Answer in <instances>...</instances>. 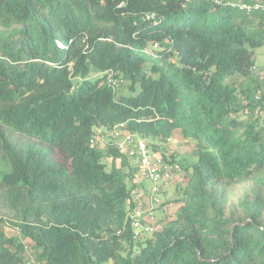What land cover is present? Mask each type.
Wrapping results in <instances>:
<instances>
[{"label": "trees", "instance_id": "obj_1", "mask_svg": "<svg viewBox=\"0 0 264 264\" xmlns=\"http://www.w3.org/2000/svg\"><path fill=\"white\" fill-rule=\"evenodd\" d=\"M238 1L0 0V264H264V0ZM121 124L193 144L149 238L127 159L91 143Z\"/></svg>", "mask_w": 264, "mask_h": 264}, {"label": "rangeland", "instance_id": "obj_2", "mask_svg": "<svg viewBox=\"0 0 264 264\" xmlns=\"http://www.w3.org/2000/svg\"><path fill=\"white\" fill-rule=\"evenodd\" d=\"M253 51L256 62V74L258 76L264 77V44L258 48H255ZM240 118L242 120H246L247 116L241 114ZM99 135L104 140L106 144V148H110V147L117 148L119 150V153L123 154L126 158L124 151L120 147V144L123 141L122 137L115 138L114 136H112L110 130H105V129L102 130V132ZM147 141L149 142L151 149L153 150L152 145H154L156 147V151L154 150L153 151L161 156H164L165 155L164 153L166 152L168 153L172 152L171 154L173 155L174 153L177 155L179 154L176 163H178L179 166L181 167V172H179L180 174L177 178L175 177V180L171 178L167 184L162 183V193L159 196L161 203L154 208L155 219L153 221V224L156 232L170 219L174 218L180 206L183 205V200L181 197L183 194L184 186L186 185V179H185L186 172L182 169V166L185 165L186 162L188 164L193 160L190 156V151L192 150L193 144H190V142L189 143L186 142L187 140L184 139L181 130H176L173 133L170 140H168L167 142L152 141V140H147ZM168 156H170V154ZM105 163L107 165V170L110 171L112 169L113 164H115L117 167L122 166V158H120L119 156H115V157L111 156L105 159ZM127 163H128L127 167L129 168V170H131L132 173V175L127 178V183L129 188L133 189L134 200L138 202L140 199L138 197L143 196L148 198L150 203L152 182L143 176L142 172L138 167H136L134 162H130L127 159ZM249 187H250V183H240V184L235 183L231 187L232 201L237 202ZM139 206L142 207L143 209H146L145 206L147 205L145 204L141 205L138 203L137 207ZM7 233L8 235H16V236L19 234L16 229L10 226H7ZM152 235L153 234H148L145 236V238H149ZM26 244L28 245L29 242L26 241ZM29 247H31L30 244ZM29 252H30V248H29ZM29 259L32 260L35 258L29 256Z\"/></svg>", "mask_w": 264, "mask_h": 264}, {"label": "built area", "instance_id": "obj_3", "mask_svg": "<svg viewBox=\"0 0 264 264\" xmlns=\"http://www.w3.org/2000/svg\"><path fill=\"white\" fill-rule=\"evenodd\" d=\"M232 6L250 13L253 9H258L261 4L259 2L251 4L241 0L233 3ZM147 18L150 19V15H147ZM101 132V129L95 131L91 143L94 147L104 149L106 148V144L99 135ZM111 133L115 138L122 137L123 141L120 147L124 151L126 158L130 162H134L143 176L152 182L150 207L147 209H143L140 206L137 207L130 213L129 219L136 237L153 234L155 232L153 224L155 219L154 208L161 203L159 196L162 193V183L167 184L175 174L181 172V167L176 162H167L163 156L155 153L146 139L126 131L125 124L115 126L111 130ZM27 264L46 263L44 261L30 259Z\"/></svg>", "mask_w": 264, "mask_h": 264}, {"label": "crops", "instance_id": "obj_4", "mask_svg": "<svg viewBox=\"0 0 264 264\" xmlns=\"http://www.w3.org/2000/svg\"><path fill=\"white\" fill-rule=\"evenodd\" d=\"M186 142H187V141H186ZM171 153H172V152H170V153L166 152V153H164V154H165V156H168V155L170 154V156H173V157H174L175 162H176V160H178L177 158H178V155H179V154L177 155V154L174 153V155H173V154H171ZM167 154H168V155H167ZM179 174H180V173L175 174V175L173 176V179L175 180V177L177 178V177L179 176ZM138 198H140L139 201H138L139 204H141V205H143V204L147 205V206H145L146 209L150 207V203H149L148 198L143 197V196L138 197ZM141 198H142V199H141Z\"/></svg>", "mask_w": 264, "mask_h": 264}]
</instances>
